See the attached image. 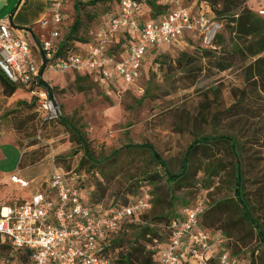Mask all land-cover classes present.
<instances>
[{
    "label": "rangeland",
    "instance_id": "374dc122",
    "mask_svg": "<svg viewBox=\"0 0 264 264\" xmlns=\"http://www.w3.org/2000/svg\"><path fill=\"white\" fill-rule=\"evenodd\" d=\"M118 3L106 0L76 12L71 18L72 24L80 22L75 37L94 41ZM247 6L264 20L258 12L264 0ZM222 22L223 39L216 50L191 41L163 48L158 59L150 57L152 52L135 86L125 87L121 81L105 85L95 76L71 71H45L43 79L53 89L58 108L56 122L46 123L37 112V97L20 87L0 117V209L14 199H30L38 190L47 192L44 183L56 170L68 173L86 197L105 210L136 200L149 187L153 207L117 240L123 238L148 250L153 233L163 234L169 219L203 201L202 225L225 232L230 237L228 249L244 257L245 264H264V242L244 219L234 192L239 160L245 199L264 233V52L254 56L246 50L264 31L239 36L232 30L234 23ZM71 25L64 29V37ZM117 42L115 52L121 50ZM34 59L42 64L39 48L34 49ZM219 65L229 68L222 71ZM73 127L87 141V151ZM218 135L236 140L239 158L227 143L200 147L191 157L189 173L176 184L167 182L150 152L135 147L153 145L170 171L178 173L196 139ZM21 149L32 160L39 158L23 172ZM13 174L33 181L31 188L16 186ZM215 221V227H209ZM8 253L0 251V264Z\"/></svg>",
    "mask_w": 264,
    "mask_h": 264
},
{
    "label": "built area",
    "instance_id": "2783aa9c",
    "mask_svg": "<svg viewBox=\"0 0 264 264\" xmlns=\"http://www.w3.org/2000/svg\"><path fill=\"white\" fill-rule=\"evenodd\" d=\"M67 1L53 0L51 19L41 22L42 26H54L53 39L60 38L65 25ZM148 1L165 10L150 15L146 9ZM117 8L107 26L97 32L94 41L85 44V49L59 58L56 55L60 43L44 41L32 46L13 31L9 19L0 20V70L12 83L31 90L44 120L59 118L54 100L40 84L45 71L93 74L101 84L121 81L125 87L135 86L142 78L143 64L150 53L191 41L211 49L223 28L211 9L197 1L119 0ZM258 12L264 16V7ZM121 34L134 40L124 46V51L115 52V39ZM35 48L46 58L42 77L43 60L41 65L36 63ZM11 181L23 189H30L33 183L19 175L12 176ZM44 184L47 192L38 190L30 199H14L0 209L1 241L20 253L29 252V264H117L105 255L107 237L124 225L139 221L152 208L149 187L129 204L105 210L102 205H93L82 186L73 183L63 170H56ZM203 212L204 203L199 201L170 222L165 243L154 240L150 248L155 262L245 264L244 259L227 249V238L221 231L200 225Z\"/></svg>",
    "mask_w": 264,
    "mask_h": 264
},
{
    "label": "trees",
    "instance_id": "16d2710c",
    "mask_svg": "<svg viewBox=\"0 0 264 264\" xmlns=\"http://www.w3.org/2000/svg\"><path fill=\"white\" fill-rule=\"evenodd\" d=\"M106 0H89L85 2H79L78 8L79 12L82 10V8L85 7H95L97 4L105 2ZM119 1V0H118ZM188 3H192L194 1H197L199 4H203L204 6L211 9L215 16V20L220 22L223 26L222 19H229L231 23H234L233 32H235L239 36H250L253 34H256L258 32L264 31V20L259 17L252 8L247 6V3L250 0H186ZM119 4V3H118ZM118 7V5L116 6ZM146 9L150 15L156 16L165 10V7L157 5L154 1H148L146 2ZM117 10H115L116 12ZM80 27L79 19L75 21L74 24L71 25V29L68 33V35H65L63 41L60 43L58 52H57V58L59 57H65L69 52L75 51L77 48L76 44H86L89 41L86 40H78L75 37V34L78 32ZM118 38L120 40H118ZM220 39H223L222 37V31L220 34L217 35V38L215 40V46L211 48L212 50L216 47V45L219 43ZM117 44L121 47V52L124 51V46L126 44H129L134 39L126 34H121L120 36L116 37ZM39 44V43H38ZM116 46V45H115ZM246 50H250V53L252 55H259L264 52V36H261L258 38L253 44L246 47ZM243 52V51H239ZM237 52V53H239ZM236 53V54H237ZM160 54H156L155 57L159 56ZM157 57L156 59H158ZM219 68L222 71H225L229 68V66L226 65H219ZM87 76L93 77V74H88ZM0 83L3 90V95L7 98H13L19 91L20 87L14 83H12L0 70ZM41 86L46 88V90L49 92V95L53 96V89L50 88L49 84L45 82L43 79L41 80ZM22 88V87H21ZM31 92V90H28ZM37 112H39L37 110ZM40 113V112H39ZM41 115V113H40ZM2 116V115H1ZM0 116V117H1ZM42 117V116H41ZM51 120H45L46 123H48ZM57 119L52 120L51 122H56ZM73 130L76 132V135L78 137V140L82 142V146L87 151V141L84 139L83 135L77 130L76 127H73ZM227 143L231 147L232 153L235 156V158H239V152L236 144V140L233 137L227 136V135H218V136H204L201 138L196 139L187 149L185 156L183 158L182 167L180 172L173 173L170 171L167 162L161 157L159 152L156 150V148L151 145H139L135 146L136 148H139L141 150H147L150 152L152 159L157 163L158 166H160L163 169V172L166 176L167 182L169 184H176L180 180H182L184 177L187 176L189 173L190 168V161L191 157L194 155L195 151H197L200 147H205L211 144L216 143ZM23 151V150H22ZM27 151H23L22 157L20 160L19 167L20 169H26L28 167L35 166L38 163V159H33L30 157L28 158ZM234 192H235V199L238 202V204L241 206L242 214L244 219L250 223L252 226H254V229H256L257 237L260 238L261 241L264 242V233L261 230V225L259 224V221L253 216L252 209L250 208V205L248 201L245 199V193H244V173L242 170V165L239 160L236 162V168H235V181H234ZM142 187H147V185H143ZM90 202L93 205H100L101 203H95L90 200ZM129 204V203H128ZM127 205V204H125ZM124 206V205H123ZM152 207H153V201H152ZM148 214V213H147ZM147 214H143L140 219L143 220ZM180 215L177 214L171 219H169L165 225V231L161 235H157V233H153V236L151 237V246L154 245V240H158L159 242L165 243V240L167 238V226L170 224V222L176 218H178ZM205 216V213L201 214L199 220L200 225L204 229H208V227H204L201 223L202 217ZM218 222H212L209 227H215V225ZM135 223H128L124 225L121 229H118L117 231L111 233L104 244V252L105 255L111 259H113L117 264H159L154 261L153 255L154 252L150 249L146 250L145 247H140L137 244L129 243V241H126L125 239H118L117 236L121 234L127 227L133 226ZM210 230V229H208ZM213 231H221L224 236L227 238L226 247L228 249V245L230 243V237L226 235L225 232L222 230H213ZM150 241V240H149ZM126 246V251L123 250V248ZM121 250V252H120ZM229 250V249H228ZM0 251L3 252H9L8 255L3 259L2 263L7 262L8 264H29V252L20 253L14 248H12L9 244L3 243L0 238ZM231 251V250H230ZM118 252V253H116ZM231 253L235 256H239L240 258L244 259L239 253L231 251ZM117 254V256H115ZM17 261V262H16ZM16 262V263H15Z\"/></svg>",
    "mask_w": 264,
    "mask_h": 264
},
{
    "label": "crops",
    "instance_id": "0c3cea01",
    "mask_svg": "<svg viewBox=\"0 0 264 264\" xmlns=\"http://www.w3.org/2000/svg\"><path fill=\"white\" fill-rule=\"evenodd\" d=\"M52 1L53 0H0V20L9 19L13 31L20 38L28 41L32 46L37 45L38 43L41 45L44 41H53V43L59 44L64 39V29H68V27L72 24V16L79 11V2L76 0L67 1L64 10L66 19L65 25L60 32V38L53 39L51 33L53 32L54 26L51 23L47 26H42L41 24L42 20L47 19L49 21L51 19L50 4ZM251 1L253 0H250L249 2ZM117 9L118 8L116 7L115 10ZM76 46L79 50L86 48L85 44H76ZM170 48L173 47H169L168 49ZM162 52L163 49L159 53H154V55H151L150 57L155 56L156 54H162ZM12 100L13 98H7L3 95L0 83V116L4 111L3 108ZM32 167L20 170H28ZM14 175H19L25 179L22 174H13L12 176Z\"/></svg>",
    "mask_w": 264,
    "mask_h": 264
},
{
    "label": "water",
    "instance_id": "95a60500",
    "mask_svg": "<svg viewBox=\"0 0 264 264\" xmlns=\"http://www.w3.org/2000/svg\"><path fill=\"white\" fill-rule=\"evenodd\" d=\"M43 58V65H42V69H41V77L43 76L45 67H46V58L44 57V55H42Z\"/></svg>",
    "mask_w": 264,
    "mask_h": 264
}]
</instances>
